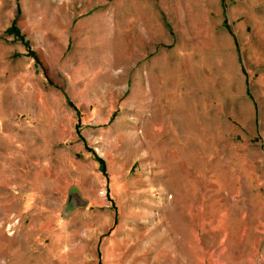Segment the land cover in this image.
Returning a JSON list of instances; mask_svg holds the SVG:
<instances>
[{
    "label": "rangeland",
    "instance_id": "374dc122",
    "mask_svg": "<svg viewBox=\"0 0 264 264\" xmlns=\"http://www.w3.org/2000/svg\"><path fill=\"white\" fill-rule=\"evenodd\" d=\"M0 264H264V0H0Z\"/></svg>",
    "mask_w": 264,
    "mask_h": 264
},
{
    "label": "trees",
    "instance_id": "16d2710c",
    "mask_svg": "<svg viewBox=\"0 0 264 264\" xmlns=\"http://www.w3.org/2000/svg\"><path fill=\"white\" fill-rule=\"evenodd\" d=\"M7 33L9 35H13L18 41H21L28 50L27 56L32 57L36 61V63H38V59H37L35 52L31 50L29 43L26 41L25 37L21 34V31L17 27L12 26L10 29H8ZM96 159L101 164L102 172L105 173L106 172L105 162L99 157H96ZM108 196H109V193H108Z\"/></svg>",
    "mask_w": 264,
    "mask_h": 264
}]
</instances>
